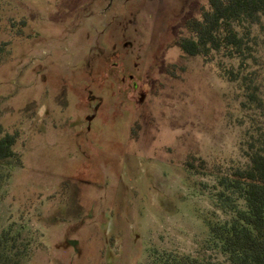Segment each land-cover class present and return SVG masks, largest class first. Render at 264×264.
Instances as JSON below:
<instances>
[{
  "label": "rangeland",
  "instance_id": "rangeland-1",
  "mask_svg": "<svg viewBox=\"0 0 264 264\" xmlns=\"http://www.w3.org/2000/svg\"><path fill=\"white\" fill-rule=\"evenodd\" d=\"M107 3L0 0V264H230L209 227L246 210L221 183L264 137V14L203 59L176 41L207 0Z\"/></svg>",
  "mask_w": 264,
  "mask_h": 264
},
{
  "label": "trees",
  "instance_id": "trees-1",
  "mask_svg": "<svg viewBox=\"0 0 264 264\" xmlns=\"http://www.w3.org/2000/svg\"><path fill=\"white\" fill-rule=\"evenodd\" d=\"M207 1L208 9L202 8L199 18L186 20L184 26L189 36L178 38L176 46L187 57L210 59L213 51H221L229 57L242 55L243 37H239L236 27H242L244 22L259 23L264 14V0ZM230 75L238 76L237 73ZM242 78L249 84V98L264 109V101L255 93L257 87L251 79ZM14 143L12 135L0 138V161L15 156ZM256 143L249 147L247 166L230 170L221 183L225 190L234 192L244 201L246 210L235 211V218L229 224L209 227L230 264H264V137ZM177 264L217 263L183 258Z\"/></svg>",
  "mask_w": 264,
  "mask_h": 264
},
{
  "label": "flooded vegetation",
  "instance_id": "flooded-vegetation-1",
  "mask_svg": "<svg viewBox=\"0 0 264 264\" xmlns=\"http://www.w3.org/2000/svg\"><path fill=\"white\" fill-rule=\"evenodd\" d=\"M117 1H119V0H117ZM122 1H123L122 4L126 5L130 0H122ZM114 2H115V0H108V3L106 4V6L103 9L102 13L106 14L114 6L113 5ZM100 34H102V32ZM125 81H126V78L122 77V79H121V83L122 84H127L128 88H131L133 90H136V89L138 90L140 84H138L137 82L134 81V78H133L132 75H128V78H127L128 82H125Z\"/></svg>",
  "mask_w": 264,
  "mask_h": 264
},
{
  "label": "bare ground",
  "instance_id": "bare-ground-1",
  "mask_svg": "<svg viewBox=\"0 0 264 264\" xmlns=\"http://www.w3.org/2000/svg\"><path fill=\"white\" fill-rule=\"evenodd\" d=\"M104 226V225H103Z\"/></svg>",
  "mask_w": 264,
  "mask_h": 264
}]
</instances>
